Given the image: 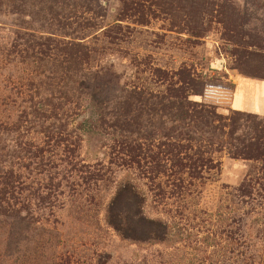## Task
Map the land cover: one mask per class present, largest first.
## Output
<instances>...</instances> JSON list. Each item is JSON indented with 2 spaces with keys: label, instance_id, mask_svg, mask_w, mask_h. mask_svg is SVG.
<instances>
[{
  "label": "rangeland",
  "instance_id": "1",
  "mask_svg": "<svg viewBox=\"0 0 264 264\" xmlns=\"http://www.w3.org/2000/svg\"><path fill=\"white\" fill-rule=\"evenodd\" d=\"M180 71L207 82L190 101L264 122V0H0V206L11 211L0 216V264H264L260 162L200 141L192 153L211 167L180 183L112 132L120 117L125 135L152 137L137 144L154 154L149 97L179 86ZM45 95L53 107L37 120ZM123 183L164 232L128 230L159 241H123L108 225ZM135 209L126 197L119 210L132 223Z\"/></svg>",
  "mask_w": 264,
  "mask_h": 264
},
{
  "label": "trees",
  "instance_id": "2",
  "mask_svg": "<svg viewBox=\"0 0 264 264\" xmlns=\"http://www.w3.org/2000/svg\"><path fill=\"white\" fill-rule=\"evenodd\" d=\"M176 76H178L179 86L170 85L166 88L164 94L149 97L152 99L151 107L154 108V117H158L154 127V149L157 151L151 154L146 150H142L141 145L137 143H147V140H151L152 137L136 133L125 135L124 121L117 117L109 125L112 132L116 130L115 133L119 136L117 142L120 149L123 151L126 145H130L131 147L126 146L130 157L141 156L140 158L143 160L149 159L150 162H153L155 176L160 174L168 176L166 166L161 163L165 160L170 170L168 177H172L180 183L185 174L194 179L198 176V170H207L211 167V161L204 158L200 152L192 153L193 144L200 141L225 149L229 156L233 158L260 162L264 174V122L258 121L253 115L247 114H233L226 118L217 116L211 108L202 103L190 101L188 98L190 95L203 97L204 90L207 87L206 81L194 77L187 71H180ZM130 95H137L136 102H140L139 96H141V93H130ZM52 107V95H45L44 98L33 105L32 115L35 119L41 120L45 117L47 108ZM165 118L169 119V125H166ZM62 134L61 131L58 135L62 136ZM261 186L260 189H264ZM134 191V187L130 184H120L109 204L108 225L120 235L123 241L144 243L151 238H156L159 241L161 236L153 230L150 231L145 228V232L140 236H137L135 231L128 230V224H131V226L133 225L132 229L136 226L146 225L149 229L152 227L154 230L161 229L164 232L161 225L146 223L140 216L141 212L138 209L140 202ZM238 193L244 199L250 200L252 197L249 185L240 187ZM126 197H130L137 204V210L135 209L132 216V223L128 218L124 219L119 210ZM0 212V216H7L2 215L4 213L11 216V211L2 206H0ZM12 216L19 218L20 226L24 224V220L20 219V215ZM20 230L18 229L17 232H20ZM4 247V256L8 259L11 256V251L17 248L14 241V232H9Z\"/></svg>",
  "mask_w": 264,
  "mask_h": 264
}]
</instances>
